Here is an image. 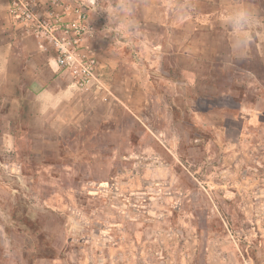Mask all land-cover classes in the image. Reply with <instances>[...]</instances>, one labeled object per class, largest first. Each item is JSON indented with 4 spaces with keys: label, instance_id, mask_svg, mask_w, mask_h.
Wrapping results in <instances>:
<instances>
[{
    "label": "rangeland",
    "instance_id": "rangeland-1",
    "mask_svg": "<svg viewBox=\"0 0 264 264\" xmlns=\"http://www.w3.org/2000/svg\"><path fill=\"white\" fill-rule=\"evenodd\" d=\"M123 2L132 16L115 26L118 34L100 36L108 22L100 9L113 0H0V260L19 262L24 250L20 264L40 260L20 239L26 209L43 230L41 242L50 240L57 254L73 234L92 254H100L101 243H120L118 264H264V113L262 127L240 132L238 112L242 99L264 106L257 100L264 97V49L257 47L264 27L247 55L234 59L222 25L233 0ZM251 3L264 18V0ZM77 10L85 14L80 43L94 49L99 78L119 101L110 94L94 98L72 86L66 69L55 76L47 68L57 56L51 34H62L56 23L71 22ZM154 57L163 59L173 81L181 79V68L198 70V87L148 83L147 59ZM136 58L146 64L140 73L152 92L147 97L132 89ZM26 73L42 80L30 81ZM52 88L69 95L47 111L41 94ZM204 88L207 95L197 97ZM71 96H79L75 109ZM171 98L178 109L169 112ZM191 100L213 128L190 112ZM22 121L44 125H5ZM242 137L244 145L235 146ZM19 186L20 193L13 191ZM205 221L226 230L198 236L196 224Z\"/></svg>",
    "mask_w": 264,
    "mask_h": 264
},
{
    "label": "crops",
    "instance_id": "crops-1",
    "mask_svg": "<svg viewBox=\"0 0 264 264\" xmlns=\"http://www.w3.org/2000/svg\"><path fill=\"white\" fill-rule=\"evenodd\" d=\"M264 40H259L257 43V47L260 48V50L264 49ZM256 45V44H255ZM148 61H150L148 63V69L146 72V75L148 76V79L146 81H148V83H150V79H153L154 81H157L159 84L163 83L164 85H170V86H177L179 85V87L183 88L184 90H188L191 87L194 88L195 86L198 87V77L201 73H199L198 70L195 71V75L190 72V71H186V70H182V68L180 69V73H181V79L179 81H173L170 78V73L168 70L165 69V64L163 59L160 57H154L151 60L147 59ZM196 60V58H195ZM119 65V64H118ZM131 65L133 67H135V69H137V74H132V78H131V82H132V89L135 90H139L141 88L142 92H144V95L147 97L149 95H152V92L150 90V88L146 87L143 83H142V79H141V69L142 72L145 70V63L143 61L136 59H133L131 61ZM110 66L112 67H116V61L115 62H110ZM47 68L49 70V72L51 71V73L53 75H59L60 73V69L55 68L52 64V60L49 59L47 62ZM121 68V66H120ZM120 68H118L120 70ZM244 71V70H243ZM247 72L251 73V76L254 78V80L259 81V75L253 73L250 70H247ZM184 75V76H183ZM24 77H26L28 80L32 81L34 80L35 82L39 83V81L42 80L41 76L35 73V76H31L30 74L26 73L24 75ZM145 77V76H144ZM152 77V78H151ZM108 82H106V84H103V90L101 91L100 95H95L93 93H91L90 95H92L94 98H98V97H106L107 95H112L114 98H117V100L119 101L118 97H116V95L113 93V91H111V89L108 87ZM41 85V84H40ZM32 86H34V83L31 82L29 85V88H31L32 91ZM197 89V88H195ZM200 89V88H198ZM205 89V90H204ZM201 91V95H197V97H204L205 95H207V88H204ZM133 91V92H134ZM257 93H259L261 91L260 88L256 89ZM72 94V93H71ZM69 93L67 89L64 90H56V89H45L42 94L41 97H46L48 103H46L44 105V108L47 111H51L52 109H55L57 107L60 106V103L63 101V99H65L66 97H68ZM102 95V96H101ZM133 95V93L131 94ZM171 95V94H170ZM177 95V94H176ZM181 95V93H180ZM73 97V98H72ZM77 97L79 96H71V107L72 105H75V107L79 104V100H77L78 102H75V100L77 99ZM183 98H186V100H190L187 96L183 95ZM264 100L263 95H259L257 94V100L261 101ZM198 99V98H197ZM171 103H166V107L165 109H169V112H171L174 109H178V106H176L175 104V99L171 98ZM195 102H197V100H195ZM13 103V102H12ZM188 107L190 108V112L193 113V109L195 112V117L196 119L199 121V123L207 128L208 126H210L211 128H213V125H211L210 121L208 119H205L204 117H202L200 115V111L198 109V105H194L193 101L191 100L190 104H187ZM75 107L73 109H75ZM43 109V106L41 107ZM40 111L43 112V110ZM239 118L241 121V126L244 129H240V132L242 130H254L257 129L259 127H262V116L264 113V106L262 104H260V102H253V101H245L242 99V101L239 102ZM188 111V109H186ZM76 113H80V108H77ZM133 116H135L136 119L140 120L139 116L135 115L134 112H131ZM227 120H229L230 118H226ZM172 118H169V121H171ZM41 122H44L43 120H41ZM34 123V122H33ZM7 127L10 128H17L20 127L21 129H32V128H42V126L44 125V123H41V125L38 126V123L36 122L34 125L32 124V122H26V121H22V122H13L11 125L9 123L5 124ZM71 125H77L76 122H74L73 120H71ZM41 126V127H40ZM228 126L225 125V130H227ZM11 137V136H10ZM25 139H29L28 137ZM32 139V138H31ZM25 140V141H26ZM210 142L209 144H213L214 141H212V139H208ZM15 138L12 136L10 139V143L14 142ZM24 141V142H25ZM246 141L245 138H238L235 141V146L236 145H240L243 146L244 142ZM8 143V141H7ZM231 152H233V155H238L240 153V151H233L231 150ZM78 162L77 159L75 160V158L71 157V165H75ZM72 168V167H71ZM76 170V169H73ZM72 175H76V174H72ZM21 177H23L24 175H20ZM19 176V177H20ZM21 186H19V188H14L13 191L20 193L22 191V189L20 188ZM60 209V208H58ZM73 214V213H72ZM75 217H73L74 219ZM71 218V221L73 220ZM78 221V220H77ZM9 223V222H8ZM191 223V220H190ZM9 224H12L11 222ZM5 226V225H4ZM197 230V228H196ZM4 234H6L4 232ZM197 235L199 236V233L197 231ZM84 241V243H83ZM81 241L80 238H77V236H73V234H71V244H69L67 247L65 246V248L62 250L61 254H58L57 257L53 258V259H48V262L52 263V264H63V263H71V264H109V263H113V264H118L119 263V259L121 258V245L120 243L117 245L118 242L114 243V245H109L106 243H101V251L100 254H92L89 252V250L87 249V244H86V240ZM134 243V242H133ZM120 245V246H119ZM4 255V254H3ZM6 255V254H5ZM20 260L19 262L22 263V260L24 261V258L26 257V253L24 251H22L20 254ZM5 257V256H4ZM9 257V255H8ZM93 257H96L94 260ZM103 259L102 261L100 260ZM6 260H9L6 259ZM44 260L45 259H40V260H36L35 264H44ZM175 260H172L171 262H174ZM18 261H16L15 263H11V264H20ZM0 264H8L5 262V259L0 260ZM179 264H190V262L187 260V262L185 261V263H179Z\"/></svg>",
    "mask_w": 264,
    "mask_h": 264
},
{
    "label": "built area",
    "instance_id": "built-area-1",
    "mask_svg": "<svg viewBox=\"0 0 264 264\" xmlns=\"http://www.w3.org/2000/svg\"><path fill=\"white\" fill-rule=\"evenodd\" d=\"M60 21V22H59ZM62 21V22H61ZM85 14L77 10L75 18L70 21L58 20L56 26L61 28L62 34L55 36L51 34V40L57 51V56L52 58L55 68L66 69L71 78L72 86L85 93H93L96 96L103 90V83L97 73L98 61L95 51L90 46L80 43L79 34L85 33ZM77 35L74 38L68 37V33Z\"/></svg>",
    "mask_w": 264,
    "mask_h": 264
},
{
    "label": "clouds",
    "instance_id": "clouds-1",
    "mask_svg": "<svg viewBox=\"0 0 264 264\" xmlns=\"http://www.w3.org/2000/svg\"><path fill=\"white\" fill-rule=\"evenodd\" d=\"M100 10L108 14V22L100 32L102 33L100 36L110 33L118 34L115 26L121 22L124 15L129 18L132 16L131 5H126L123 0H113L111 8H101ZM222 25L229 36L231 56L234 59H242L253 44L256 31L264 27V18L258 14L251 0H233V6L224 15ZM129 26H134L130 19Z\"/></svg>",
    "mask_w": 264,
    "mask_h": 264
},
{
    "label": "trees",
    "instance_id": "trees-1",
    "mask_svg": "<svg viewBox=\"0 0 264 264\" xmlns=\"http://www.w3.org/2000/svg\"><path fill=\"white\" fill-rule=\"evenodd\" d=\"M196 215V212H194ZM24 215L26 217L27 223H25V227L27 229V231H24V235L21 232V229L19 228V232L22 235L20 237V239L23 237L25 240V244L28 247V245H32L31 249L33 250V255H31V257H36L37 259H53L55 257L58 256V254L56 253L55 248H53V244H51V241L49 240V245L45 242H41V240L43 239L41 237V234L43 233V230L37 229V222L34 220V218H32L31 216L28 215V211L26 209H24ZM14 214H11V219H14ZM29 223V224H28ZM36 224V225H35ZM211 223L208 222H203V224H196V228L197 231L200 234H202L203 232H205V234H212V233H221L223 231H225L226 229L222 226L221 223H218L217 225H210ZM24 225V224H22ZM221 226L220 230L218 226ZM44 236V234H43ZM48 237V235H46ZM50 236V235H49ZM53 242V241H52ZM42 248H45L43 250H41ZM24 252L26 253V250H24Z\"/></svg>",
    "mask_w": 264,
    "mask_h": 264
}]
</instances>
